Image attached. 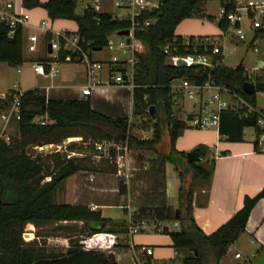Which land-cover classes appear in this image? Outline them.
I'll list each match as a JSON object with an SVG mask.
<instances>
[{"label": "trees", "instance_id": "1", "mask_svg": "<svg viewBox=\"0 0 264 264\" xmlns=\"http://www.w3.org/2000/svg\"><path fill=\"white\" fill-rule=\"evenodd\" d=\"M209 0H158V7L145 10L136 17L139 26L135 29L136 39L145 45L143 53L137 55V70L134 77L136 88L132 91V117L152 119L148 112L155 107L152 119L151 136L138 139L130 134L131 122L128 118H110L91 109L88 99H46L37 89L25 91L21 96V119L18 122V136L8 145L0 143V264H117L102 252L84 249L81 240L71 241L64 251L46 250L35 242L22 240L26 224L40 228L50 223L82 222L84 231L89 222H103V230L116 234H127L125 221H112L103 218L99 210H90L87 205L56 203L54 195L59 184L78 172L93 170L89 157L65 158L64 154H52L50 167L44 160V152L32 153L27 147H40L46 144H60L67 138L120 139L128 138L130 148L138 152L137 170L131 178L133 221L151 218L160 221H177L178 230L162 233L169 235L171 247L180 264H218L243 233L249 213L258 200L264 198V187L252 198L246 197L243 206L228 221L214 232L205 234L192 216L193 186L197 181H208L210 170L200 161L188 162L185 152L175 149V141L186 128L185 120L179 116L182 108L173 112L168 101V83L173 77H184L191 82H203L208 78L201 67H174L167 63L162 46L175 35L176 27L185 19L202 17L201 4ZM221 6L228 8L231 0H220ZM25 9L41 7L50 21L58 19L73 21L79 44L87 52L102 50L107 38L113 33L129 27V21H119L105 13L76 11L75 0H21ZM205 19L216 23L220 29L227 24L210 16ZM264 36V31L260 32ZM49 40V35L46 37ZM22 26L10 27L0 20V63L9 67H19L23 63ZM65 52L58 53V61L63 62ZM74 58V56H73ZM73 62V61H72ZM79 62V61H76ZM242 66L227 68L219 66L212 69L209 76L254 104V94L242 91L245 81ZM256 91H264V84L255 82ZM144 97H146L144 99ZM0 101V107H2ZM159 109L162 116H159ZM182 114V113H181ZM36 116H46L47 123H33ZM255 115L248 119L238 117V113L224 112L220 117L218 132L230 141L240 140L243 126L253 124ZM166 133L168 151L161 153L158 145ZM71 142L67 150H75ZM204 159L208 148L199 145L194 149ZM145 152H151L146 157ZM171 163L178 173L179 218L175 220V209L167 205L165 197V164ZM146 165V169L144 166ZM49 180H45V178ZM139 185V182L142 181ZM138 182V183H137ZM118 192L126 195V187L119 182ZM138 192V194H136ZM144 261L150 264L149 257Z\"/></svg>", "mask_w": 264, "mask_h": 264}, {"label": "built area", "instance_id": "2", "mask_svg": "<svg viewBox=\"0 0 264 264\" xmlns=\"http://www.w3.org/2000/svg\"><path fill=\"white\" fill-rule=\"evenodd\" d=\"M105 0H75L80 10L100 13L101 3ZM114 5L120 10L119 14L112 16L119 21H129L127 35L119 36L116 33L107 38L105 48L110 56L107 64L110 84L126 85L132 91L136 88L134 77L137 70V55L143 53L144 43L138 41L134 35L139 24L135 21L141 12L152 10L158 7V0H115ZM26 14H17L12 2H6L0 11V20L5 21L10 27L16 24L26 23ZM226 23L225 29L218 28V34L214 36H180L179 39L172 37L162 46V52L166 56L167 63L174 67H201L209 68L205 73L208 78L203 82H191L184 77H173L168 83L167 99L171 103L173 112L181 107L185 126L196 130H218L221 114L227 111L238 113L239 118L248 119L255 115L252 128L256 131L258 141L264 140V114L256 110L246 99L238 93L230 90L223 84L215 82L209 73L212 69L223 66L221 60L224 53H230L228 47L234 48L235 44H243L248 41L247 48L254 53L258 52L257 40L263 36L264 31V0H231L228 8L221 6L216 21ZM216 25V23H215ZM45 23L41 24L44 27ZM250 34L249 38L247 34ZM30 44L29 51L36 50V36L28 37ZM51 53L48 59L41 60L32 65L35 73L40 75L54 76L57 69L54 64L58 63V53L65 52L64 62L79 61L87 68V83L82 87L83 96L89 95L92 87L99 84L96 72L103 68V64L90 60L87 52L79 44V37L76 33L50 32L48 40ZM74 56V58H73ZM183 62V65H179ZM245 81L255 84L254 73H245ZM23 93L12 94L8 100L5 95L1 96L2 107H0V143L10 144L15 138L14 132H18V122L21 119V96ZM146 97H144L145 99ZM188 103L190 110L183 111L182 105ZM33 123H36L32 120ZM40 125L47 123V117L43 116L38 122ZM246 126L242 128L245 132ZM71 142L65 139L59 144L65 152V158L89 157L94 163L107 161L115 169V174L128 190L131 171L129 158L130 146L128 138L121 139H88L83 142L82 151L67 150ZM41 148V147H38ZM49 180V178H45ZM129 208L128 205L125 206ZM165 226L159 222H153L152 227L144 220L130 221L127 226L128 236H133L145 230L163 232ZM167 228V227H166ZM172 228H178L177 221H174ZM23 234V233H22ZM25 239V238H24ZM84 249L102 251L106 248H117L121 246V239L118 234L112 232H92L80 239ZM27 241V240H25ZM130 255L134 264H143L144 258L152 254V248L140 245L132 246L129 242ZM254 254L251 255L253 257ZM234 258L240 259L239 264L248 262V258H242L241 253L234 254Z\"/></svg>", "mask_w": 264, "mask_h": 264}, {"label": "crops", "instance_id": "3", "mask_svg": "<svg viewBox=\"0 0 264 264\" xmlns=\"http://www.w3.org/2000/svg\"><path fill=\"white\" fill-rule=\"evenodd\" d=\"M39 1L45 2L47 0H39ZM6 2H12L16 13L26 14L28 18L26 23L21 25L22 35H23V48H22L23 63L19 67H15V68L9 67L6 63H0V100L2 95L7 96L6 98L9 100L12 94H17L19 92L24 93L25 91L32 89H37L40 94L45 96L46 99L63 98V97L49 96L48 94L49 91L51 90L50 85H42L41 83L40 85L37 81V78L40 77L42 79H51V80L55 79L60 74V69L57 67L58 64L63 65L67 63H73L76 61L73 62L63 61L54 64V67L57 69V73L54 76L37 74L34 72L32 65L41 60L49 58V54L51 52H48L49 45L46 37L47 35H49L50 37V32L75 33L76 31L75 23L73 21L64 20V19L50 21L44 9H42L41 7H37L29 10L25 9L21 5V0H0V11L4 8V4ZM114 2L115 0L103 1L100 6L101 8L100 13H105L110 16L118 15L120 10L115 7ZM42 23H45L44 27H41ZM216 34H218V29ZM216 34H209L203 36H214ZM31 35L36 36L35 51H29L27 48L28 45L30 44V42L28 41V37ZM175 35L178 34L175 32ZM40 36H42L44 40V42L42 43V47L38 46ZM259 41H264V36L260 40H257L256 45ZM25 45H26V51L28 53H36L39 51L41 52V54H39L38 56L29 55L25 57L23 51ZM100 51L101 50L93 51L90 55V60L100 62L104 65L102 69L96 72V77L100 83L92 87L89 95L83 96L81 93V89L87 83V68L83 63L76 62V63H81L83 65L79 70L78 75L71 76L70 74L65 73L60 78V80L68 81V82L70 80L71 82H73V80H75L76 78L77 81L76 94H80V95L78 97H74L70 95V97H65V98H72V99L86 98L89 100L91 109L110 118H127L128 114L132 116V105H133L132 90L126 85H111L109 83L110 82L109 73L105 65L109 60L110 53H108L109 56L107 54V56L103 57L98 55ZM258 52H259V48H258ZM25 61L29 62V66L24 71L25 73L29 72L31 74L33 83L32 85H30L29 88L27 87L24 90H22L20 86L21 84H26L25 83L26 77L20 80L15 79L13 81L11 79L7 80V78H8V74H11L12 71H14V73H19L21 70L20 68L23 67ZM262 62L264 63V59L262 60ZM242 63H243V58H241L237 66H242ZM251 70L256 72L254 73L255 82H260L264 84V72L261 74L257 72L259 70L264 71V65H262L260 69L252 67ZM34 78H36V80ZM1 84H3V86ZM253 86L255 93L256 92L255 84H253ZM62 100H70V99H62ZM249 103L256 110L258 111L261 110V109L259 110L256 107L255 101L254 104H252L251 102ZM186 105H187L186 107L185 104L182 105L183 111L188 112L190 110V105L188 103H186ZM36 117H39V120L35 121L34 119ZM36 117L33 118V121L38 123L43 116H36ZM128 119L129 122H131L130 118ZM14 126L16 128L18 127V125L17 126L14 125ZM251 126L252 125L250 126L246 125L247 128L245 132H242V128L245 126L241 128L239 141L227 140L219 134L218 130L215 129H208V130L185 129L180 133L179 137L175 141V149L177 151L188 152L194 150L199 145H204L208 148L205 158L204 159L200 158L199 161L203 164L205 162L206 163L208 162V165L210 166L208 168L210 170V177L208 181H197L194 184L193 196H192V216L197 226L205 234H210L214 232L219 226H221L226 221H228L238 210L242 208L244 199L246 197L249 198L254 197L264 187V140L258 141L256 131ZM121 138H123V136L120 137V139ZM79 139L81 140V138ZM172 167L174 169L173 165ZM144 168L146 169V165L144 166ZM166 169L167 167L165 166V170ZM174 174L175 175H174L173 185L171 183L169 185L168 181L165 178L166 202L169 199V196L178 195L180 180L178 177V173L176 171ZM128 190L126 195H120V196L122 198L128 197L129 196ZM129 203H132V199H130ZM167 205L173 209H178V202H177V206H173L168 202ZM105 206L108 205L95 204L93 205L94 207L93 210L95 211L99 210L101 216L103 218H106L102 214V209ZM122 210L124 211L123 208ZM131 210L132 211H128V212L124 211L126 219H110V218L108 219L112 221H121V220L125 221L128 226L129 222L133 221L131 218L133 207L131 208ZM153 222H159L162 226L167 227V229H168V225H170L168 223L167 224L165 223L170 221L153 220ZM172 224L173 222H171V227ZM118 235L120 236V234ZM126 236H128V234H126ZM132 237L133 236L131 237L129 236V240H130L129 242H131ZM243 238H245L246 245H248L249 247H253L254 251L252 252V254H254V256L251 258L255 259L254 263L256 264V261L260 257L264 256V198L258 200L257 203L254 205V207L251 209L243 233H241L238 239L233 244H231L226 250V252H228L229 248L233 247L234 249L233 259L235 260H240L234 258L235 253L239 252L242 255L243 251L241 249L244 247L238 243ZM170 245H171V240H170ZM148 247L152 248L151 246ZM152 254H153V248H152ZM152 254L150 256H152ZM221 261L222 258L220 259L219 263Z\"/></svg>", "mask_w": 264, "mask_h": 264}, {"label": "rangeland", "instance_id": "4", "mask_svg": "<svg viewBox=\"0 0 264 264\" xmlns=\"http://www.w3.org/2000/svg\"><path fill=\"white\" fill-rule=\"evenodd\" d=\"M221 7L220 0H209L203 4H201V10L203 16H210L214 19L217 18L219 14V10ZM80 12V8L76 9ZM191 17L183 20L175 29V32L181 36H203L209 34H216L217 27L215 23L205 19L204 17ZM38 34V33H37ZM248 38L250 34H247ZM114 37L115 36H111ZM248 41H245L243 44L238 43L234 45V48L228 47L230 49V53H224V56L221 60V64L227 68H235L241 58H243L242 67L245 70V73H256L252 71L253 68L260 69L264 63L262 60L264 59V41H259L257 46L259 48V52L254 53L252 50L247 48ZM44 42L43 37L40 36L39 38V47H42V43ZM145 50L143 48L142 52ZM24 55L25 57L32 55L38 56L41 52L36 53H28L26 51V45L24 46ZM109 52L106 48H103L99 52V56H107ZM109 56V54H108ZM29 62L25 61L23 67L20 68L19 73L11 72L8 74L7 80H15V79H26V84H21L20 88L24 90L25 88H29L32 85V77L29 72L25 73V69L28 68ZM83 65L81 63H67L63 65H57L60 69V74L55 79H42L40 77L37 78L38 83L42 85H50L49 96L51 97H63V98H53V99H72V98H65L70 97V95L74 97H78L80 94H76V78L71 82L68 81H61L60 78L66 73L70 74L71 76H77L79 70ZM66 70V71H65ZM24 71V72H23ZM259 74L263 73V70L257 71ZM16 76V78H15ZM36 80V78H34ZM40 84V85H41ZM3 86V84H1ZM86 99V98H85ZM254 100L256 107L264 113V91H256L254 93ZM185 103V107H186ZM187 110V109H185ZM159 116H162V111L159 109ZM179 112V116L183 117V113ZM127 118H130L131 121V129L130 134L135 136L138 139H147L151 136V126H152V119H147L144 117H132L128 114ZM35 121L39 120V117L34 119ZM185 129H192L186 127ZM184 129V130H185ZM15 138L18 136V132L15 131ZM69 142H75V151H82L84 149L83 141L79 138H70ZM51 146L49 150H45L43 146L38 147H27V151L32 153V149H34V154L36 152H44L47 155H44V160L46 164L50 167L52 166V154L58 152L59 154H64L62 148H59V144H46ZM168 143L166 133L164 132L161 137V141L158 145V150L161 153H166L168 151ZM129 158L131 160V166L134 170L131 171V177L135 176L137 170V159L136 156L138 152L134 150V148H130ZM144 155L146 157H151V152H145ZM91 165L94 166L93 170H89L87 172H78L74 176L64 180L59 184V187L54 195V201L56 203H71V204H82L87 205L90 210H93V205L95 204H104L108 205L102 209V214L106 218L110 219H126L124 211H132V203L130 202V194L126 198H122L118 192V183L119 178L115 174V169L107 161H101L99 163H94L91 161ZM204 165L209 168L208 162L204 163ZM167 169L165 170V178L173 185L174 183V169L171 163H167L165 165ZM145 182V181H144ZM143 180L139 182L144 183ZM138 183V182H137ZM130 192L132 191V185L129 182ZM138 194V192H136ZM129 198V199H128ZM167 202L173 206H177V196H169ZM121 207H119V206ZM126 205L129 208L126 209ZM131 207V208H130ZM124 209V211L122 210ZM133 214V213H132ZM145 222L148 223L150 227H152L153 220L151 218L143 219ZM168 225V231H177L178 228H172L171 222H165ZM164 223V224H165ZM29 224H26L23 229L22 240L25 243L35 242L38 246L45 248L46 250H54V251H64L71 241L80 240L83 236H86L87 233L84 231V225L82 222H58V223H50L44 225L40 228L33 226L29 228ZM104 232H110L108 230H103ZM25 238V239H24ZM121 239V246L117 248H106L103 250L108 256L110 254L113 255V259L118 264H134L131 259L130 255V247L129 244V236L124 234L120 235ZM27 240V241H25ZM132 246H140V245H147L153 248L152 256H149L150 264H180L178 257L175 256L174 249L170 245L169 235L162 232H155L151 230H145L143 232L137 233L133 235L131 240ZM238 244H241L244 248L241 250L242 258H248L249 261L245 264H255V259L251 258V254L254 251L253 247H249L245 244V238L241 239ZM233 247L229 248L228 252H226L223 257L222 261L219 264H239L240 260L233 259Z\"/></svg>", "mask_w": 264, "mask_h": 264}, {"label": "water", "instance_id": "5", "mask_svg": "<svg viewBox=\"0 0 264 264\" xmlns=\"http://www.w3.org/2000/svg\"><path fill=\"white\" fill-rule=\"evenodd\" d=\"M119 36H122V35H127L128 34V31L127 30H121L117 33ZM48 52H51V49H50V46H48ZM179 65H183V62H179L178 63ZM209 72V68H205V73H208ZM242 91L246 94H253L254 93V86L253 84L249 83V82H244L242 84ZM154 111H155V107L154 106H150L148 108V112L151 114V118L154 119ZM51 146H48V145H44V149L45 150H49ZM185 156H186V159L188 162H191V163H196L200 160V157H199V154L198 152H196L195 150H191V151H188V152H185ZM175 220H178L179 218V210L178 209H175ZM104 227V223L103 222H89L88 223V229L89 231L91 232H95V233H98V232H101L102 229ZM110 259L113 260V255L110 254L109 255ZM143 264H148L147 262H144ZM256 264H264V256L260 257L257 261H256Z\"/></svg>", "mask_w": 264, "mask_h": 264}, {"label": "bare ground", "instance_id": "6", "mask_svg": "<svg viewBox=\"0 0 264 264\" xmlns=\"http://www.w3.org/2000/svg\"><path fill=\"white\" fill-rule=\"evenodd\" d=\"M68 141H70V140L68 139Z\"/></svg>", "mask_w": 264, "mask_h": 264}]
</instances>
